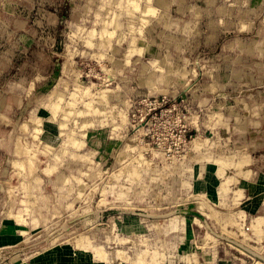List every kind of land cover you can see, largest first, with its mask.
I'll use <instances>...</instances> for the list:
<instances>
[{
  "label": "rangeland",
  "instance_id": "obj_1",
  "mask_svg": "<svg viewBox=\"0 0 264 264\" xmlns=\"http://www.w3.org/2000/svg\"><path fill=\"white\" fill-rule=\"evenodd\" d=\"M49 256L264 264V0H0V262Z\"/></svg>",
  "mask_w": 264,
  "mask_h": 264
},
{
  "label": "crops",
  "instance_id": "obj_2",
  "mask_svg": "<svg viewBox=\"0 0 264 264\" xmlns=\"http://www.w3.org/2000/svg\"><path fill=\"white\" fill-rule=\"evenodd\" d=\"M21 38H23V40H24L25 37L23 36V34L21 35ZM256 185H257L256 183L249 184V186H251V187L252 186H256ZM236 191H241V190H236ZM236 191H234V192H236ZM229 201L231 202V204L235 203L237 201V199L235 198V195L234 196L230 195ZM50 258L51 257L49 256L48 258H45V259H42V260H38V261H31V262H23L22 260H15V261L12 260L9 263L0 262V264H51V263H49L50 262L49 261ZM53 264H56V263H53ZM57 264H59V263H57ZM193 264H196V262H194Z\"/></svg>",
  "mask_w": 264,
  "mask_h": 264
}]
</instances>
